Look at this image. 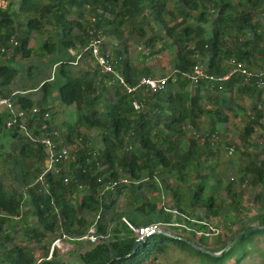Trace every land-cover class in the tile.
Listing matches in <instances>:
<instances>
[{"label":"trees","instance_id":"1","mask_svg":"<svg viewBox=\"0 0 264 264\" xmlns=\"http://www.w3.org/2000/svg\"><path fill=\"white\" fill-rule=\"evenodd\" d=\"M169 1L20 0L17 11L12 10L13 3L0 8V43L6 44L12 37L20 43L10 60L12 63H0L3 89L0 93L12 95L9 87L22 69L18 59H27L23 69L29 70L32 91L43 90L45 101L49 98L48 91L57 88L63 105L76 109V122L65 123L62 136L68 145L75 146L79 140L82 143L72 151L69 163L64 166L62 176L68 177L69 183L65 184L62 177L49 175L51 195L41 194L35 182L44 171L47 151L39 142L21 134L18 127L6 129L10 115L0 112V136L11 137L8 152H4L0 142L3 148L0 150V264H37L39 259L34 251L17 244L14 232L11 233L14 221L29 215L38 223L30 239L46 250L45 257L51 248L45 244L50 236L62 228L70 237L81 238L99 216L98 242L80 254L82 264H161V258L171 248L190 252L201 259V264H227L232 260L235 264H246L257 244L264 264V195L262 191L256 195V201L261 204L258 213L250 218V222L257 223L253 227L243 220L246 208L242 194L236 191V187L246 184L264 189V150L242 152L246 165L238 173L239 184L226 182L222 172L216 169L220 151V145L216 144L222 135L221 128L229 121L225 110L236 115L245 111L229 106L234 94L255 102L240 137L241 147L236 151L259 148L251 139L258 128L264 130L261 122L264 86L259 87L260 82L264 84V77L248 81L236 75L224 83L202 81L198 86H192L184 77L199 63L207 68L208 74L222 77L229 73L231 59L242 62L251 71L254 67L263 70L264 0H175L178 3L175 10L168 7ZM100 10L107 17L99 14ZM93 17H98L95 23L91 22ZM150 20L160 25L172 41L175 73L168 77L165 91L147 97L148 110L139 113L123 86L106 85L108 77L93 71L87 65L88 59L75 66L76 58L70 50L84 48L91 38L90 31L96 28L119 41L113 46L112 54L128 85L136 86L144 76L163 78L155 76L148 66L134 65L127 56V39L122 29L130 25L141 37H146L144 25L155 32ZM46 33L49 37L41 52L47 62L29 61L33 35ZM159 37L155 34L148 39L147 47H154ZM41 66L52 71L41 75ZM109 89L112 93L106 95ZM25 92L28 93L15 98L16 107L30 111L37 106L42 112L49 111L44 102L36 103L30 92ZM203 117L209 120L207 128L201 131ZM30 128L34 137L61 130L52 119L42 117L35 127L31 123ZM95 129L102 131V147L90 142L85 133ZM191 130L196 133L189 134ZM88 142L90 147H85ZM132 146L138 147V151L130 152ZM228 147L235 151V145ZM95 150L97 157L93 156ZM9 174L22 190L17 187L8 190L5 176ZM123 178L129 183H118L114 190L103 193L109 182ZM159 182L170 199L169 207H159L157 201L141 196L144 188L159 193ZM222 192L226 201L220 200ZM124 196L129 197L130 208L118 210V200ZM52 199L60 210L61 225ZM25 205H28L26 210ZM123 218L136 229L161 224L170 232L148 236L134 253L138 237ZM211 227L218 231L216 236L211 235ZM179 230L183 233H173ZM238 236L240 239L234 242ZM41 264L67 262L55 251L52 260Z\"/></svg>","mask_w":264,"mask_h":264},{"label":"rangeland","instance_id":"2","mask_svg":"<svg viewBox=\"0 0 264 264\" xmlns=\"http://www.w3.org/2000/svg\"><path fill=\"white\" fill-rule=\"evenodd\" d=\"M49 1V0H46ZM9 3H13L12 10L17 11L19 8L20 0H0V8H7ZM178 3H176L175 0H170L168 3V7L170 9L175 10L178 8L176 6ZM22 20V19H21ZM155 32H153L149 25H144V29L146 32V37H141L138 30L135 28H132L130 25L124 26L122 29L125 35V38L127 39V46L129 53L127 54L128 58L131 60V62L138 66L139 68L144 67H150L154 71V75L157 77L165 76L169 77L174 74V58H175V49L174 52L170 48L171 40L165 36L164 29L154 23L152 20H150ZM17 22H20L19 20ZM175 22L170 23V26H173ZM151 26V25H150ZM158 34L159 41H156L154 44V47H147V40L152 38L153 35ZM49 34H35L33 35V40L30 43V47L33 49L32 58L29 61L33 62H47V59L42 55L41 47L44 44L46 40H48ZM118 40L113 37H107V46L108 49L112 52L113 46L115 44H118ZM165 48L161 53L158 54L160 50ZM79 50H77L78 52ZM147 53L149 55H147ZM27 59H22L21 57L18 59V63H21L22 69L20 75L17 77L15 82L12 83V85L9 87L12 91H18V92H24L29 91L32 99L36 103L44 102V107L49 110L51 114V119L54 122V124L58 125V128L63 130L65 123H74L76 122L78 115L77 111L74 107H67L63 105V103L60 100L59 91L56 89H50L48 91L49 98L45 101L44 100V94L45 92L42 90L33 92V82L31 81L30 77L28 76L29 70L23 69L24 66L27 64ZM12 63V62H10ZM8 63V64H10ZM13 65V64H12ZM16 64H14L15 66ZM80 62V66H81ZM87 65H89L87 61ZM17 66H19L17 64ZM42 74L44 75L46 73H50L52 70L48 69L47 66H41ZM257 68L254 67L252 69L253 72H256ZM36 75H38V71L35 72ZM36 81V80H35ZM106 85H108L106 83ZM110 86V85H109ZM112 87V86H110ZM28 93V92H26ZM112 93V91L109 89L108 92H106V95ZM112 96V95H111ZM264 102V99H262ZM229 106L234 108V110H237L238 107L245 108V111L241 112L239 111L236 115V112H231V110L226 109L225 112L229 116V121L226 123L222 128L221 132L222 135L217 142L216 145H220V151L217 158V165L216 169L219 172H222V174L225 176V181H234L236 184L238 183V173L243 167L246 165V157L243 155V151L246 153H254V152H261L264 150V130L263 129H257L256 134L251 139V143L257 145L259 144L258 149H249L247 151L246 149H241L240 151H236V148L241 147L240 143V137L246 128V124L249 122L250 116H252V108L254 107L255 102L253 100H248L247 98H240L238 95L234 94L232 98L230 99ZM228 106V107H229ZM209 118L203 117L201 121V128L200 130H205L208 125ZM264 125V119L261 121ZM89 138L90 142L93 144H96L98 147H102L101 141V134L102 131L100 130H92L90 132H85ZM196 133L194 130L189 131V134ZM188 134V135H189ZM0 142L1 146L4 145V152L10 151L9 146L11 142L10 136H0ZM228 144L235 145V151L233 154H230ZM0 146L1 152L3 151L2 147ZM130 148V146H129ZM138 151V147H131L130 152H136ZM146 181V180H145ZM5 184L10 190L13 187H18L16 184H14V176L12 175H6L5 176ZM237 186V185H236ZM158 187L160 188V192L149 190L148 188H144L141 190V196L149 201H157L158 206H167L169 207L171 205L170 199H168L167 196L164 195L163 187L158 183ZM22 190V188H20ZM236 191L240 192L243 196V205L246 208V213L243 216V220L248 223V225H252L253 227L257 225V223L250 222V218L257 214L260 207V202L256 201V195L262 191V194L264 195V189L261 187L254 188L250 184L246 185H239L236 187ZM84 193L80 197H82ZM163 195L165 198H163ZM160 198V199H159ZM221 198L226 201L225 192H222L220 194V200ZM264 202V198H263ZM130 199L128 196H124L118 200V210H126L130 208ZM28 208V205H25V210ZM27 223L28 225L26 226ZM14 227L11 230V233L14 232V238L17 244L22 246H27L31 248L37 259L43 258L46 255V250L41 248L38 243L35 241H32L30 239L31 233L33 230H36L38 228V223L35 217L33 216H25L23 219L14 221ZM178 228V227H177ZM27 229L29 231H27ZM170 232V231H169ZM176 234L183 233L181 230L177 232H173ZM57 233L56 235H52L49 237L48 241L45 242V244L48 246H51V243L54 242V240L58 237ZM216 236V235H215ZM197 239V238H196ZM197 241V240H196ZM70 243V250L66 254H61L63 260L67 262V264H82L80 262V254L86 252L90 247L92 246L87 241H72ZM49 246V247H50ZM214 246H212L213 248ZM257 246L256 251L252 253V255L245 260L246 264H263L262 258L260 256V248ZM161 264H201L202 261L198 257L193 256L188 251L179 250L177 248H171L166 255H164L161 258ZM227 264H235L234 260L229 261Z\"/></svg>","mask_w":264,"mask_h":264},{"label":"built area","instance_id":"3","mask_svg":"<svg viewBox=\"0 0 264 264\" xmlns=\"http://www.w3.org/2000/svg\"><path fill=\"white\" fill-rule=\"evenodd\" d=\"M99 14L107 17V14L102 10L99 11ZM98 20V17L91 18V22L95 23ZM91 38L88 44L80 49L78 52L76 50H70L71 55H73L76 60L74 65L77 66L83 59H88L89 67L93 71H99L101 75L107 76L105 83L108 86H113L119 84L123 86L126 93L132 96V106L136 112H144L148 110V100L147 97L153 94H159L166 90L169 84V78H153V77H142L139 83L136 86H130L125 82L124 76L116 68L115 58L112 52L108 49L107 46V36H105L102 30L93 28L91 31ZM117 45V44H115ZM20 46L19 41L12 37L8 40L6 44L0 43V63L6 65L10 63V60L16 50ZM147 55H149L147 53ZM229 73L222 76H212L208 74L207 68L203 64H197L194 66L192 73L184 74V77L191 82L192 86H198L202 81L209 83H224L229 81L233 76L241 75L250 80L253 77H264V69L260 71L253 72L249 70L245 64L236 59H231L229 61ZM175 73V72H174ZM172 77V76H171ZM176 81V78H173V82ZM264 86L260 82L259 87ZM3 89L0 87V92ZM27 93L13 91L12 95L5 96L0 93V112L10 115V119L6 124V129L10 130L14 127L19 128V132L24 136L28 137L31 141L39 142L42 146L45 147L47 151V159L45 161L44 171L36 180L35 185H39V192L41 194L51 195V184L49 183L48 176L54 175L59 176L64 179V183H69L68 177H63L64 166H66L70 159L72 151L77 150V145H81V140L75 146L68 145L66 139L62 136L65 130L55 129L52 135L34 137L30 124L35 127L40 117L44 120H50L51 114L49 111L42 112L41 109L37 106L33 107L30 111L24 110L20 107H16L14 100L17 96L26 95ZM264 97V94H263ZM42 113V116H41ZM91 143L88 142L85 144V147H90ZM230 154L234 153V148L229 149ZM98 151L93 152V156L97 157ZM118 183L128 184L129 181L125 178L117 181L109 182L103 191V193L114 190ZM83 189L82 187H79ZM52 205L57 214V219L61 225L63 222L60 210L57 207L54 199H52ZM99 216L95 220V223L89 228L88 233L81 238H72L67 235L61 228L58 237L54 240L49 250V253L46 257L40 258L37 261V264H41L42 261H50L53 258L54 252L58 251L61 254H66L70 250V243L72 241H87L92 245H95L98 242L99 235L96 233V225L98 222ZM123 221L130 227V229L135 232L138 240H143L145 237H148L152 234L165 233L169 234L167 226H162L161 224L151 225L149 227H141L139 229L134 228L126 219L123 218ZM213 234L217 235L218 231L211 227ZM108 237V236H107Z\"/></svg>","mask_w":264,"mask_h":264},{"label":"water","instance_id":"4","mask_svg":"<svg viewBox=\"0 0 264 264\" xmlns=\"http://www.w3.org/2000/svg\"><path fill=\"white\" fill-rule=\"evenodd\" d=\"M252 231V229H250L248 232H246V233H249V232H251ZM163 234H165V233H163ZM240 237L241 236H238L235 240H234V242H237L239 239H240ZM147 239H148V237H145L143 240H138L137 242H136V244H135V246H134V253L138 250V248L141 246V245H143L146 241H147ZM197 249H200L199 247H197V246H195ZM201 250H203V249H201ZM204 251V250H203ZM215 255V254H214Z\"/></svg>","mask_w":264,"mask_h":264}]
</instances>
